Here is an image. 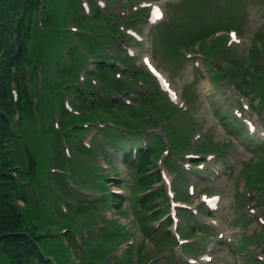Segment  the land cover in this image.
<instances>
[{
    "label": "rangeland",
    "instance_id": "obj_1",
    "mask_svg": "<svg viewBox=\"0 0 264 264\" xmlns=\"http://www.w3.org/2000/svg\"><path fill=\"white\" fill-rule=\"evenodd\" d=\"M180 0H174V3L179 2ZM197 4L192 5V7L186 11L179 12L175 16L171 15L169 13L168 15V22H169V28L168 30L171 31L172 29L177 30L178 32H184V33H197L199 30H205L208 33L204 37V41L206 43H210V41L217 40L219 38V32L224 31L226 29H238L239 25L241 24V21L243 20L244 11H243V5L245 2L242 0H236V1H242V3L228 1V0H196ZM189 2V1H188ZM186 7V6H184ZM66 10L64 7H60V11ZM260 7L258 5H251V21L248 23L247 21L243 25L242 31L245 32L244 37L246 39V42H248L247 45H250L256 40H258V37L256 36V32L258 30V27L260 26ZM61 22V21H60ZM107 26L108 23H107ZM106 26V27H107ZM106 32V30H105ZM98 34V33H97ZM155 46L160 45V40H158L155 36ZM106 42L107 40H103ZM246 45V46H247ZM108 45L106 46V48ZM196 52H202L199 47L196 48ZM153 57L157 56L159 63L163 66V68L167 69L171 78L174 81V84L177 88L181 89L182 92H185L187 88H189L190 85H192L193 81V70L191 64L188 62H184V64L181 66V68L178 69V61L180 58L175 55H170L167 57V60L171 64V67L174 70H177V72H174L168 63L163 62L162 59L164 58L162 56V53L158 50L152 51ZM31 59V56H29ZM156 58V57H155ZM63 62L60 63L57 75L55 78H48L46 74L43 71V66L40 67L39 71V84L40 90L38 88V91H34V97L36 106L40 105L43 106L46 111L49 113V115L54 116L55 122H54V137L55 142H57V150L58 153L61 152L62 146L66 150V156L72 157L75 154L78 153V151H84L87 149V145L85 144V137L84 132L77 131L72 132L68 127H66L70 116H63L64 108L61 107V102L64 98H67L68 95L79 94L81 91H89L86 88L81 87V71L85 64H79L76 65L71 71L70 74V64L71 62L68 60V57L64 54ZM51 69L53 70V64H51ZM56 69V68H55ZM122 74V72H120ZM203 81L200 80L199 84H194L192 89L196 90V103L198 105L202 104V101H204V104H206L208 101V97L204 95L205 87L203 86ZM114 86V84L109 85L106 88H98L97 93H103L109 91V89ZM209 89L210 96L209 98L216 97L218 93H220L222 90L218 88H214L211 85H207V88ZM199 92L202 96L201 98H198ZM194 97V98H195ZM193 98V99H194ZM99 104L109 105L110 100L108 99H102L100 96L94 97L92 96L91 101H95ZM64 106V105H63ZM195 109L199 112H204V110L200 111L198 109V106H195ZM158 111V108H156L155 112ZM89 112V111H88ZM205 113V112H204ZM208 117V125H213L216 123L214 118ZM101 119V118H99ZM98 120L93 121L99 122ZM107 119L103 118L102 123L97 127V131L100 132L102 130H111L112 127L108 126ZM217 133H223L222 131L218 130ZM200 135L202 133L200 132ZM203 136V135H202ZM98 147L94 145V152L89 154V157H91L93 160L99 159V151H97ZM238 151H241L236 154ZM215 152V150H213ZM33 153L40 157L43 162L47 161V155L43 153V149L40 145L35 143L33 145ZM234 156L236 157V160L238 161V164L236 168L240 165L241 160H248L250 158V152L243 146L238 145L237 149L234 151ZM58 165L63 173H66L67 175H64L68 180L66 181V184H68L69 179L71 178L72 170L67 168H61L62 164L58 160H56V163H49V165ZM234 168V167H233ZM233 171H236L234 168ZM232 171V173H233ZM222 180L225 182L222 186V191L224 193L223 200H222V208L219 212L220 217L223 218L225 221L227 218H234L236 216H233L231 214L233 212V203L232 195L234 193L233 191V181L229 178H227L226 175L222 177ZM36 186H39V183L36 184ZM74 196V203L71 205L67 202L66 194H63L61 196H54L52 200H43L40 197H36L35 202V211H36V219L35 221L39 225H50L55 226L58 222H60V225L65 227L66 230H69L70 232H73L74 234H77V232L81 229V225H79V221L82 220V213H80L77 209V207L80 205L81 199L77 198L75 196V192L73 193ZM74 218V220H72ZM83 221V220H82ZM46 243L51 245V248L53 249L55 261H53L54 264H76L71 259V254H74V241L72 238H69V234H60L58 237L55 238H48ZM44 244V243H43ZM218 254H220L223 258L228 260L230 264H234L233 259V253L225 248L223 244H220L218 247Z\"/></svg>",
    "mask_w": 264,
    "mask_h": 264
},
{
    "label": "trees",
    "instance_id": "obj_2",
    "mask_svg": "<svg viewBox=\"0 0 264 264\" xmlns=\"http://www.w3.org/2000/svg\"><path fill=\"white\" fill-rule=\"evenodd\" d=\"M16 1L17 0H0L1 3L9 2L12 4H14V3L16 4L17 3ZM18 7H19L18 4H16L15 13H9L8 16L6 17L7 22L12 24V25L15 23V19H16L15 16H16ZM3 15H4V12L0 11V17H3ZM11 219L12 218H10V215H9V218H7V214L3 211H0V233H2V231L5 230L6 227H10L11 225L14 224V223H12Z\"/></svg>",
    "mask_w": 264,
    "mask_h": 264
},
{
    "label": "snow or ice",
    "instance_id": "obj_3",
    "mask_svg": "<svg viewBox=\"0 0 264 264\" xmlns=\"http://www.w3.org/2000/svg\"><path fill=\"white\" fill-rule=\"evenodd\" d=\"M156 11H157L158 14H160V13H159V8H158V7L156 8ZM232 35H233V37L235 38V33H232Z\"/></svg>",
    "mask_w": 264,
    "mask_h": 264
}]
</instances>
